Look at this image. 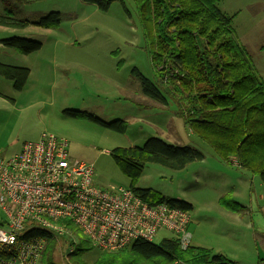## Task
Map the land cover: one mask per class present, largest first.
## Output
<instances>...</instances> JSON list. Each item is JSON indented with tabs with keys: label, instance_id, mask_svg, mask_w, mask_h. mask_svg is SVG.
I'll list each match as a JSON object with an SVG mask.
<instances>
[{
	"label": "rangeland",
	"instance_id": "rangeland-1",
	"mask_svg": "<svg viewBox=\"0 0 264 264\" xmlns=\"http://www.w3.org/2000/svg\"><path fill=\"white\" fill-rule=\"evenodd\" d=\"M122 1L101 11L84 0H0V15L5 16L8 9L14 19L33 22L39 14H61L60 23L48 29L0 27V40L15 36L42 44L28 55L0 44L1 64L30 70L21 92L0 76V152L11 156L22 143L37 140L42 133L52 134L68 141L70 158L94 165L97 186L108 187L129 185L109 154L114 148L142 146L151 137L195 147L204 154L202 160L181 170L147 164L136 186L191 204V245L221 250L238 264H264L260 229L264 228V185L257 176L223 162L192 134L177 116L171 98L163 105L143 95L134 70L159 88L161 83L136 6L133 0ZM216 7L231 18L239 44L264 81V0H220ZM65 109L86 111L106 122L124 120L128 126L123 134L116 133L84 119L66 117ZM228 193L244 206L242 212L233 213L218 204ZM250 223L258 227L250 228ZM172 236L161 230L152 242ZM54 238V261L74 264L68 259L73 248L69 251L63 238ZM71 239L77 243L73 231ZM100 252L93 247L80 259L92 264Z\"/></svg>",
	"mask_w": 264,
	"mask_h": 264
},
{
	"label": "trees",
	"instance_id": "trees-1",
	"mask_svg": "<svg viewBox=\"0 0 264 264\" xmlns=\"http://www.w3.org/2000/svg\"><path fill=\"white\" fill-rule=\"evenodd\" d=\"M84 1L101 11H107L114 1L123 3L122 0ZM218 1L133 0L161 88L136 70L135 77L145 97L163 105L171 98L177 106V116L192 134L210 146L223 162L257 176L264 185V81L257 76L255 66L239 44L231 18L216 7ZM10 15L8 9L5 16L0 15V27L23 29L34 25L48 29L61 21L59 12L39 14L33 22ZM0 44L23 55L38 51L42 46L40 42L15 36L1 39ZM29 75L28 68L0 63V76L12 81L17 92L23 90ZM0 97L3 96L0 94ZM62 113L120 134L128 126L124 120L106 122L86 111L65 109ZM109 154L129 179L127 187L144 201L166 202L187 211L192 208L187 202L168 199L149 188H139L136 182L147 164L181 170L191 162L202 160L204 154L199 149L151 137L142 146L117 147ZM218 204L233 213L245 209L229 193L221 196ZM69 226L77 243L68 253V259L74 264H87L80 256L93 247L80 231ZM34 233L46 240L40 264H58L53 259L54 236L42 230ZM177 260L185 264H236L210 249L194 245L181 249L174 236L158 243L135 240L124 249L100 252L92 264H173Z\"/></svg>",
	"mask_w": 264,
	"mask_h": 264
},
{
	"label": "built area",
	"instance_id": "built-area-1",
	"mask_svg": "<svg viewBox=\"0 0 264 264\" xmlns=\"http://www.w3.org/2000/svg\"><path fill=\"white\" fill-rule=\"evenodd\" d=\"M93 177L94 165L70 158L68 141L52 134L22 143L11 156L0 152V264H39L46 240L36 230L63 238L71 251L69 225L101 251L152 242L161 230L181 249L191 245L189 211L150 204L127 186L99 187Z\"/></svg>",
	"mask_w": 264,
	"mask_h": 264
},
{
	"label": "crops",
	"instance_id": "crops-1",
	"mask_svg": "<svg viewBox=\"0 0 264 264\" xmlns=\"http://www.w3.org/2000/svg\"><path fill=\"white\" fill-rule=\"evenodd\" d=\"M235 165V164H233ZM236 166V165H235ZM237 167V166H236ZM190 204V203H189ZM258 226H254L253 223H250V228H257ZM260 229L262 230V233L264 234V228L260 227ZM260 234V236H262L263 234ZM213 251V250H212ZM214 253H220V254H223L225 256H227L229 259H231L232 261H234L236 264H238V260H236L232 255L229 256L228 254H225V253H222L221 250H217V251H214ZM233 257V258H232ZM263 263H264V260H263Z\"/></svg>",
	"mask_w": 264,
	"mask_h": 264
}]
</instances>
